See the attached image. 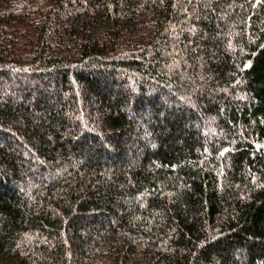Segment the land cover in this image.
<instances>
[{"label": "trees", "instance_id": "16d2710c", "mask_svg": "<svg viewBox=\"0 0 264 264\" xmlns=\"http://www.w3.org/2000/svg\"><path fill=\"white\" fill-rule=\"evenodd\" d=\"M0 264H264V0H0Z\"/></svg>", "mask_w": 264, "mask_h": 264}]
</instances>
